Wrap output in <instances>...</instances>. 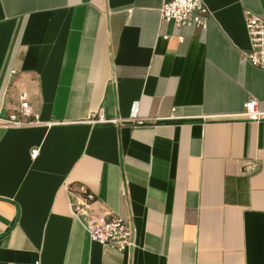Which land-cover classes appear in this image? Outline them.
<instances>
[{
  "label": "crops",
  "instance_id": "1",
  "mask_svg": "<svg viewBox=\"0 0 264 264\" xmlns=\"http://www.w3.org/2000/svg\"><path fill=\"white\" fill-rule=\"evenodd\" d=\"M165 1L0 0V114L26 94L39 121L0 127V264H264V119L235 118L264 111L244 58L264 0H202L206 30L162 22ZM104 216L128 254L90 241Z\"/></svg>",
  "mask_w": 264,
  "mask_h": 264
},
{
  "label": "built area",
  "instance_id": "2",
  "mask_svg": "<svg viewBox=\"0 0 264 264\" xmlns=\"http://www.w3.org/2000/svg\"><path fill=\"white\" fill-rule=\"evenodd\" d=\"M162 22L171 23L176 28H197L206 30L208 26L209 14L202 0H169L162 3L160 10ZM244 26L249 41V48L244 53L245 60L254 68L264 70V20L260 17L246 13L244 15ZM236 119L247 121H259L264 119V111L258 108L256 100H248L243 106V110ZM169 119V118H165ZM103 114L98 112L93 116L92 122H106ZM139 116V102H133L129 109L128 117L122 120L123 123H130L142 126L145 122ZM159 121V120H154ZM119 123V121H116ZM121 122V121H120ZM39 125L38 117L33 114L26 94L19 97V109L7 117L0 114V127L21 128L26 126ZM38 150L30 152V157L34 159ZM245 170L254 171L255 167L247 163ZM68 193L72 191L67 188ZM75 193L77 199L71 202L70 206L75 218H80L83 208H88L94 201V195L84 186H78ZM84 229L91 242L118 254H128L133 247V229L130 224L119 217L104 216L91 218Z\"/></svg>",
  "mask_w": 264,
  "mask_h": 264
}]
</instances>
